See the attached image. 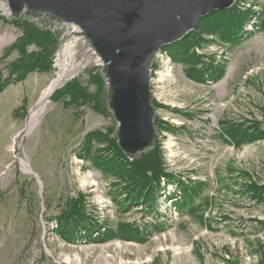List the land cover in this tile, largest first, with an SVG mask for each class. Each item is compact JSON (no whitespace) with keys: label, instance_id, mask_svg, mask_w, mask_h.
<instances>
[{"label":"rangeland","instance_id":"1","mask_svg":"<svg viewBox=\"0 0 264 264\" xmlns=\"http://www.w3.org/2000/svg\"><path fill=\"white\" fill-rule=\"evenodd\" d=\"M240 1L255 14L240 43L207 36L197 50L203 65L178 63L161 51L154 60V125L162 119L171 132L156 128L154 146L134 158L158 143L163 168L182 184L174 182L146 207L124 201L115 176L97 170L84 154L94 131L118 144V122L104 65L78 70L80 54L68 58L77 74L57 89L40 124L14 148L60 70L62 49L82 46L74 23L26 10L15 18L0 0V36L7 34L0 83L12 82L0 94V178L9 175L0 182V264H264V201L247 196L249 185L264 183V139L235 143L252 128L264 133V0ZM29 29L55 41L48 55H41L46 49L38 40L22 57L15 45ZM42 59L51 62L50 70L17 82L26 72L17 67ZM209 65L224 68L219 80L194 77L192 69ZM82 89L86 97L79 96ZM102 147L93 141L91 149ZM81 196L89 220L100 228L70 242L60 235L57 217Z\"/></svg>","mask_w":264,"mask_h":264},{"label":"water","instance_id":"2","mask_svg":"<svg viewBox=\"0 0 264 264\" xmlns=\"http://www.w3.org/2000/svg\"><path fill=\"white\" fill-rule=\"evenodd\" d=\"M4 1L15 18L26 10L80 28L103 61L118 144L132 159L155 143L150 79L156 56L196 29L203 17L230 8L237 0ZM18 135L23 137L24 130Z\"/></svg>","mask_w":264,"mask_h":264},{"label":"trees","instance_id":"3","mask_svg":"<svg viewBox=\"0 0 264 264\" xmlns=\"http://www.w3.org/2000/svg\"><path fill=\"white\" fill-rule=\"evenodd\" d=\"M239 1L240 0H237L230 8L216 10L203 17L196 29L190 31L181 40L164 46L161 52H166L173 61L176 59L178 63H191L196 66L198 63H202L201 65H203V56L200 55L197 50L203 47L208 41L207 36H217L227 43H240L244 35L245 26L255 14L252 5L246 7V5H241V1ZM262 25L264 27V21ZM20 40V43L15 46L19 48L22 57L26 52L27 45L33 41L42 40L39 41V43L43 44L44 49H46L41 54L42 56L49 54L48 45L55 42L46 35L40 34L37 30L30 29L26 30L24 37ZM153 66L156 65L153 64ZM19 68H26V72L20 75L17 82L27 79L28 74L31 72L50 70L51 62H47L45 59L40 60V62H35L34 64L25 62L22 66L17 67V69ZM27 71L29 72L27 73ZM191 71L194 77L200 80H204L203 78L207 76V80L216 81L221 78L224 68L209 65L207 68L196 67V69H192ZM10 84H12V82L0 83V94L3 93ZM80 93L79 96L86 97L83 89ZM169 125L170 124L162 119L155 120V129L161 128L162 130L164 129L171 132L168 129ZM236 127L239 128L240 125ZM177 129L179 128L177 127ZM252 129L251 132L245 131L239 135L235 143L239 145L264 139L263 131L259 130V128ZM87 139V146L84 149L85 156L90 158L93 166L97 170L115 176L117 179L115 183L119 184L123 189L122 195L125 196L124 201L131 205L140 204L141 202L145 205L147 200L150 202L155 201L156 204L158 195L162 190L164 192L166 191V183L173 184L177 181L179 186L182 184V181L178 180L173 173L167 172L163 168L162 154L158 143L155 145L154 149L150 150L148 153L142 154L140 157L131 160L123 153L116 139L112 140L98 131L89 133ZM231 140H233L232 137ZM93 141H97L103 147L93 152L91 149ZM247 188L250 192L247 196H252L257 198V200L259 199V201H264V183L249 185ZM172 196L173 194L167 196V200L172 199ZM174 198H176V196ZM82 202H84V196H81L79 200L72 201L69 209L57 217L59 230L61 232L60 235L67 241H74L81 233H84V236L88 235L91 237L93 234L91 232L92 229L94 231L97 227L98 229L100 228L97 221L89 220L90 216L87 214L86 210H84ZM145 206L147 207L148 205ZM123 237L126 239L130 238L128 236Z\"/></svg>","mask_w":264,"mask_h":264},{"label":"bare ground","instance_id":"4","mask_svg":"<svg viewBox=\"0 0 264 264\" xmlns=\"http://www.w3.org/2000/svg\"><path fill=\"white\" fill-rule=\"evenodd\" d=\"M6 10L9 14L11 13L9 8ZM76 30L77 33L80 35L78 37V42H79L78 44L82 46L81 47L82 49L78 50L76 47L69 44L62 49L60 55L63 57L64 61L60 65V70L57 72V75L50 81V83L46 86V88L43 89L36 106L31 110L27 120V127L24 129L25 136H30L35 130V128L40 124L41 120L43 119L42 117L46 113L48 106L50 104L51 96L56 92V90L58 88H61L63 86V83L67 79H69L70 77H74L77 74V69L68 63V58L70 59L77 54L81 55V63L77 67L78 70L88 66L91 63L100 66L104 65L103 61L100 59V57L97 55L94 48L92 47L91 42L82 35L80 29L78 30L76 28ZM6 41H7V34L1 35L0 46H2ZM21 140H22V136L19 135L16 136L14 148L16 147V145L20 144ZM168 144L170 146L171 142H169ZM21 163L24 171L31 173L29 163L23 160L21 161ZM7 176L9 177L8 172L1 176L0 182L4 183L6 181Z\"/></svg>","mask_w":264,"mask_h":264},{"label":"built area","instance_id":"5","mask_svg":"<svg viewBox=\"0 0 264 264\" xmlns=\"http://www.w3.org/2000/svg\"><path fill=\"white\" fill-rule=\"evenodd\" d=\"M73 25V32H76L75 30H74V28H77L78 30L80 29L77 25H75V24H72Z\"/></svg>","mask_w":264,"mask_h":264}]
</instances>
